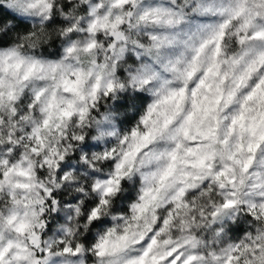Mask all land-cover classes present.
<instances>
[{
  "label": "clouds",
  "instance_id": "9594fccd",
  "mask_svg": "<svg viewBox=\"0 0 264 264\" xmlns=\"http://www.w3.org/2000/svg\"><path fill=\"white\" fill-rule=\"evenodd\" d=\"M0 264H264V0H0Z\"/></svg>",
  "mask_w": 264,
  "mask_h": 264
}]
</instances>
